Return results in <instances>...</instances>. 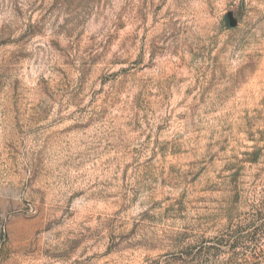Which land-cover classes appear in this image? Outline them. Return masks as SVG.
Instances as JSON below:
<instances>
[{
    "label": "rangeland",
    "instance_id": "374dc122",
    "mask_svg": "<svg viewBox=\"0 0 264 264\" xmlns=\"http://www.w3.org/2000/svg\"><path fill=\"white\" fill-rule=\"evenodd\" d=\"M0 264H264V0H0Z\"/></svg>",
    "mask_w": 264,
    "mask_h": 264
}]
</instances>
